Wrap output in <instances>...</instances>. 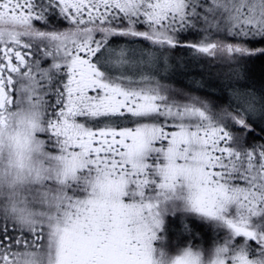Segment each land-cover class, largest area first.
I'll list each match as a JSON object with an SVG mask.
<instances>
[{
	"label": "snow or ice",
	"instance_id": "snow-or-ice-1",
	"mask_svg": "<svg viewBox=\"0 0 264 264\" xmlns=\"http://www.w3.org/2000/svg\"><path fill=\"white\" fill-rule=\"evenodd\" d=\"M258 61L264 0H0V136L27 101L64 162L54 215H0V264H168L169 217L216 233L212 264H264Z\"/></svg>",
	"mask_w": 264,
	"mask_h": 264
},
{
	"label": "clouds",
	"instance_id": "clouds-1",
	"mask_svg": "<svg viewBox=\"0 0 264 264\" xmlns=\"http://www.w3.org/2000/svg\"><path fill=\"white\" fill-rule=\"evenodd\" d=\"M43 125L42 109L38 108L34 113L25 110L23 115L16 117L12 126L0 136V196L12 190L20 192L22 196L26 185L38 183L49 170L52 171L55 179L59 175L55 168H50L44 163L50 153L42 143L43 134L40 129ZM17 141L24 145L22 149L17 146ZM56 183L58 187L62 186L57 179ZM184 250L198 255L200 264H212L203 246H185L175 252L158 249L159 252H166L172 258L168 264H174L175 256Z\"/></svg>",
	"mask_w": 264,
	"mask_h": 264
},
{
	"label": "rangeland",
	"instance_id": "rangeland-1",
	"mask_svg": "<svg viewBox=\"0 0 264 264\" xmlns=\"http://www.w3.org/2000/svg\"><path fill=\"white\" fill-rule=\"evenodd\" d=\"M38 108L42 109L40 107H33L27 101H22L19 108L16 111L12 112L10 115L11 126L13 120L18 116H22L25 110L29 111L30 113H34ZM45 147L46 150L50 153V156L45 159L44 163L50 168H55L56 171L61 174L64 169V162L59 158V153L51 151V149L47 145H45ZM42 182L45 183L42 184L45 185V187L34 186ZM61 190L62 186L58 187L56 179L53 177L52 171L49 170L44 178L39 179L38 183H29L28 185H26L23 188L22 196L20 192H17L15 190L6 192L3 195V200L1 202V209L3 210H1V213L3 215L8 214L11 216L13 214V210L15 209L17 215L23 214L37 220L44 219L47 216L55 214V206L57 203L55 197L60 193ZM175 220L179 221L178 218ZM180 235V233L173 231L171 225L168 224V237L166 242H170L174 246L173 252L179 250L182 247L189 246V244H191L192 246H199L194 245L190 241L185 242L186 244L184 246L179 245L178 242L182 243V241H184L185 239L184 236ZM27 251L29 253V259L33 262V264H51L49 253L46 248L37 249L34 253L32 252V250Z\"/></svg>",
	"mask_w": 264,
	"mask_h": 264
},
{
	"label": "trees",
	"instance_id": "trees-1",
	"mask_svg": "<svg viewBox=\"0 0 264 264\" xmlns=\"http://www.w3.org/2000/svg\"><path fill=\"white\" fill-rule=\"evenodd\" d=\"M252 71H253V80H254L253 86L257 89L258 92H264V61H258ZM217 95L221 103L226 104L228 102V97L226 94L225 95L217 94ZM42 184H45V183L42 182L34 186L45 187V185H42ZM168 219L169 221H171L172 219L171 223L169 224L171 225L173 231H176L177 233L181 234L180 236L185 237L182 243L178 242L179 245L184 246L186 244L185 242L190 241L194 245L204 246L206 242L208 244H211L216 239V233H214L206 225H201L198 222L193 220L192 221V232L190 234L189 233L182 234L179 221L173 220L172 217H169ZM197 233L199 235H197ZM193 237H195V239H193Z\"/></svg>",
	"mask_w": 264,
	"mask_h": 264
},
{
	"label": "flooded vegetation",
	"instance_id": "flooded-vegetation-1",
	"mask_svg": "<svg viewBox=\"0 0 264 264\" xmlns=\"http://www.w3.org/2000/svg\"><path fill=\"white\" fill-rule=\"evenodd\" d=\"M12 113V112H11ZM11 113H9V122H10V127H11ZM2 200H3V196H0V215H3L2 213H1V205H2ZM3 211V210H2Z\"/></svg>",
	"mask_w": 264,
	"mask_h": 264
}]
</instances>
